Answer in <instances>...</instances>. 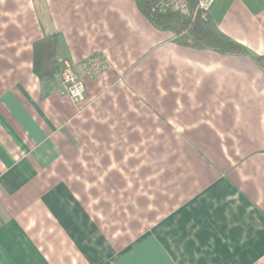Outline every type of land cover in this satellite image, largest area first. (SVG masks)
<instances>
[{"label":"crops","instance_id":"obj_1","mask_svg":"<svg viewBox=\"0 0 264 264\" xmlns=\"http://www.w3.org/2000/svg\"><path fill=\"white\" fill-rule=\"evenodd\" d=\"M208 18L247 53L181 45L134 0H0V264H264V0ZM54 32L81 102L32 70Z\"/></svg>","mask_w":264,"mask_h":264},{"label":"trees","instance_id":"obj_2","mask_svg":"<svg viewBox=\"0 0 264 264\" xmlns=\"http://www.w3.org/2000/svg\"><path fill=\"white\" fill-rule=\"evenodd\" d=\"M139 11L158 29L169 30L174 40L192 48H210L221 53L246 54L247 50L223 34L215 24L201 19L198 13L182 15L173 12L160 13L152 10L155 0H134ZM193 4V3H192ZM192 12L194 11L192 5ZM58 33L44 34L31 45L32 70L44 83H50L59 73L61 61L58 58ZM256 61L264 66V55L256 56Z\"/></svg>","mask_w":264,"mask_h":264},{"label":"built area","instance_id":"obj_3","mask_svg":"<svg viewBox=\"0 0 264 264\" xmlns=\"http://www.w3.org/2000/svg\"><path fill=\"white\" fill-rule=\"evenodd\" d=\"M213 0H155L152 10L160 13L173 12L182 15L198 13L201 19H207L208 10ZM193 3V4H192ZM192 5L193 12H192ZM59 71L60 94L81 102L85 98V85L83 80L75 72L72 63L66 57L60 59ZM85 74L88 77L97 76L104 68V59L98 54H92L82 61Z\"/></svg>","mask_w":264,"mask_h":264},{"label":"rangeland","instance_id":"obj_4","mask_svg":"<svg viewBox=\"0 0 264 264\" xmlns=\"http://www.w3.org/2000/svg\"><path fill=\"white\" fill-rule=\"evenodd\" d=\"M3 15H4V18H3V21H4V23H7L8 21H10L9 19H8V17L6 16V15H8V14H4L3 13ZM10 15V14H9ZM12 20V19H11ZM5 25V24H4Z\"/></svg>","mask_w":264,"mask_h":264}]
</instances>
